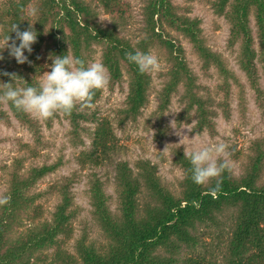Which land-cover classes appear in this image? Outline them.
Masks as SVG:
<instances>
[{"label":"trees","instance_id":"obj_1","mask_svg":"<svg viewBox=\"0 0 264 264\" xmlns=\"http://www.w3.org/2000/svg\"><path fill=\"white\" fill-rule=\"evenodd\" d=\"M29 1L5 0L4 6L0 1V45L8 35L15 39V32H11L14 24L21 31L31 24L38 34L32 53L25 52L30 63L18 64L8 49L0 53L4 57L0 60V72L17 75L15 83L9 76L0 75V106L3 100L11 115L30 131L36 143L42 142L40 122L3 99L2 83H14L15 87L38 86L39 77L52 64V58L70 55L88 65L94 46L101 48V63L108 73L109 89L123 80L124 71L128 75L125 107L119 110L121 122L137 119L151 86L149 73L141 74L137 66L127 60L126 54L148 52L156 47L169 61L165 73L167 80L158 91V112L166 108L170 97L181 88L178 123L194 112V131L214 135L215 102L198 93L197 78L188 67L183 46L173 33L191 44L204 72L211 66L220 71L223 82L219 87L224 97L218 105L222 106L225 117L229 116L227 81H236V77L225 68L221 56L204 44L199 20L182 13L173 0H144L140 37L133 44L120 35L121 24L126 22L129 12L126 0H35L32 12H28ZM210 3L213 11L224 15L228 21V45L232 47L239 43L238 66L255 91L257 105L264 109L256 64L258 59L264 73V0H212ZM99 7L110 16L109 25L97 21ZM251 14L255 33L250 24ZM88 109L76 103L70 114L60 111L50 118H43L50 126L61 114L69 122L71 139L78 142H83L80 132L87 130L83 123L93 122L94 128L89 131L91 144L78 156L77 162L90 169L106 165L115 169L116 212L109 208V196L100 177L92 173L88 181L91 211L106 243L99 247L86 243L84 238L79 240L76 252L81 264H216L203 256L181 261L179 255L182 249L198 243L191 232L198 224L216 223L217 214L226 209L235 213L227 241V264H264L263 139L251 143V152L240 176L235 177L231 167L219 159L218 162L226 164L221 176L202 185L191 179L188 154L181 147H172V162L181 167L184 175L179 183L180 191L175 194L160 179L154 164L137 160L132 167L126 160L116 159L118 145L110 123ZM8 118V114L0 109V121ZM237 157L238 153L235 160ZM59 164H42L22 171L23 158L19 157L8 167L7 189L0 198V264H74V259L59 248L58 238L69 232L70 221L75 217L72 208L75 173L48 185L47 193L58 196L50 219L30 216L41 196L32 191L33 187ZM24 218L29 222L24 223ZM49 249L55 250L52 257L42 255Z\"/></svg>","mask_w":264,"mask_h":264},{"label":"rangeland","instance_id":"obj_2","mask_svg":"<svg viewBox=\"0 0 264 264\" xmlns=\"http://www.w3.org/2000/svg\"><path fill=\"white\" fill-rule=\"evenodd\" d=\"M0 1L4 6L5 0ZM34 1H29L26 8L28 12H32ZM126 1L129 5V12L126 22L121 24L123 28L120 35L133 44L140 37L144 0ZM173 1L181 7L182 13L199 20L204 44L221 56L225 68L236 77V81L232 79L227 81L229 82V116L225 117L222 106L218 105L224 97L223 91L219 87L223 82L220 71L215 66H211L207 72H204L196 51L185 38L177 33H173V35L183 46L186 63L197 78L198 93L204 97H210L215 102L214 135L211 136L207 131L201 133L194 131L196 122L194 112L178 123L177 117L181 111V104L178 100L181 92L180 87L179 91L170 97L166 108L162 112H158V91L167 80L165 73L169 67V61L165 53L156 47L151 48L148 52L157 55L160 67L158 71L149 73L151 86L147 101L135 121H120L119 110L125 107L127 93L128 75L126 71H124L123 80L113 89H109L107 85L103 89L94 90L92 106L89 107L88 112L94 111L96 116L105 117L110 123L118 145L114 156L116 159L126 160L132 167L137 160H145L154 164L160 179L170 190L178 194L179 183L184 175L181 167L172 162V147H181L186 154H189L200 147L223 142L226 145V152L218 160L223 159L231 167L235 177H238L242 174L247 163L249 152H251V143L256 139L264 140V109L257 105L255 91L250 87L238 66L239 43L237 42L232 47L228 45L230 25L224 15H218L213 11L210 3L212 0ZM97 21L102 25H109L111 18L99 7ZM250 24L253 33H255L253 14L250 17ZM255 48L258 52L257 41ZM93 62L101 63L100 46H94L89 64ZM256 64L258 85L262 90L264 101V73L258 59H256ZM47 71H49V66L46 67L39 80ZM77 104L81 105L80 102ZM0 109L9 116L7 121H0V198L7 189L6 171L14 159L23 158L22 171L42 164L60 163L56 170L41 178L32 189L35 193H41V196L32 207L30 216L50 219L58 196L54 193H47L48 185L58 182L61 177L74 172L72 208L75 210V217L70 221L69 232L59 235L58 243L59 248L74 259V264H81L76 252V244L79 240L84 238L86 243H93L99 247L106 243V237L93 217L89 202L88 181L92 173H95L103 181L104 190L109 196L110 210L113 212L117 210L114 193V167L106 165L90 169L77 162L78 156L86 151L91 144L89 131L94 128V123H83L87 130L80 132L83 142H78L71 139L69 122L61 114L51 122L50 126L44 123L43 118L30 114L40 122L42 142L36 143L30 131L11 115L3 100ZM158 113H161L160 118ZM237 153L238 157L235 160ZM234 215L232 209H226L217 214L216 223L198 224L195 230L191 231L197 237L198 243L192 248L182 249L179 259L182 261L188 257L203 256L212 263L227 264L229 254L227 241L230 237ZM23 221L24 223L29 222L25 218ZM43 253L42 255L50 258L55 250L49 249Z\"/></svg>","mask_w":264,"mask_h":264},{"label":"clouds","instance_id":"obj_3","mask_svg":"<svg viewBox=\"0 0 264 264\" xmlns=\"http://www.w3.org/2000/svg\"><path fill=\"white\" fill-rule=\"evenodd\" d=\"M11 32H15V39L6 36L0 45V53L8 49L9 55L14 57L18 64L30 63L25 52L29 55L32 53V45L37 41V32L31 24L23 31L14 24ZM126 55L127 60L134 63L141 74L159 70V58L151 52L136 51ZM3 59V55L0 54V60ZM49 67L51 70L43 75L38 86L15 87L17 75L0 72V75L9 76L11 81H14L2 83L5 89L3 99L10 101L18 110L46 119L60 111L70 114L77 102H80L81 106L91 107L94 90L103 89L109 83L106 67L99 62L86 65L80 58L62 55L52 58ZM225 152L226 145L223 142L191 151L188 159L191 164L192 181L202 185L221 176L226 164L218 162V158ZM216 187H219V181Z\"/></svg>","mask_w":264,"mask_h":264}]
</instances>
